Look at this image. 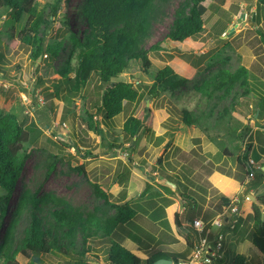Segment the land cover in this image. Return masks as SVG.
Here are the masks:
<instances>
[{
    "label": "rangeland",
    "instance_id": "1",
    "mask_svg": "<svg viewBox=\"0 0 264 264\" xmlns=\"http://www.w3.org/2000/svg\"><path fill=\"white\" fill-rule=\"evenodd\" d=\"M51 1L38 0L40 8L48 16L50 8L47 3ZM186 1H154L151 36L142 47L149 50L160 43L162 50L149 52L152 67L148 72L144 71L141 60H134L121 78L142 92V86L152 85L156 74L168 64L178 74L188 78L190 83L175 93H165L149 101V106L144 99L126 103L123 113L112 120H105L94 108L99 96L96 76H91L77 97L68 96L64 88L56 92L55 84L60 79L58 72L67 66L70 58H73V66L79 63L72 55L69 27L75 32L83 28L84 22L79 19L77 8L83 5L84 0L63 1L58 15L52 17L55 21L50 28L48 42L65 40L57 58L44 56L35 60L31 49L22 45L17 36L21 25H15V37L12 38L8 31V17L0 19V114L13 113L19 116L27 129L35 127L43 133L27 145L30 156L5 216L0 220V243L16 219L14 208L24 192L37 194L38 197L52 194L64 199L81 209L85 218L93 215L92 223L113 217L117 212L114 205L133 200L129 202L137 209L138 215L129 227L135 232L139 244L126 240L127 237L120 231L111 238L122 240L123 246L136 252L143 262L154 255L152 252L162 250L166 256L172 253L180 257L178 261L190 263L195 248L189 243L195 234L177 226L175 233L172 228L170 230L162 225L163 218L159 217L163 209L167 214L166 202H181L178 194L170 195L164 190L168 184L162 178L168 175L177 185L179 193L191 198L192 202L188 203L192 211L188 214L194 220L188 226L195 231L200 222L206 230H218L212 225L216 218L205 220L208 212L203 215L207 202L213 207L212 212L217 214L222 210V198H228L229 202L238 201L235 203L238 212L232 218L230 228L225 230L222 247L217 252L220 258L223 257V262L213 259L200 264H232L236 254L246 256L251 264H261V252L248 240L256 211L247 194L256 198L264 196V182L260 183L257 191L249 190L247 168L238 165L235 159L247 151L246 144L251 142L254 149L262 154L264 162V63L260 60L264 58L260 34V30L264 33V7H257L256 0H208L203 4L205 31L196 36L191 44L174 43L166 36L177 9ZM67 19L71 26L64 25ZM224 32L226 34L222 35ZM254 56L259 57L253 60ZM178 58L194 67L196 73L187 77L186 71H179L173 64ZM209 63L213 66L208 67ZM240 66L250 67L247 93L238 86L233 92L235 96L221 100L220 93H217L209 100L196 91V87L216 75L221 68L235 71ZM70 77H75V73ZM145 107L153 110V132L142 131L137 141H131L122 132L124 122L130 116L142 114ZM258 109L262 110L259 119L256 116ZM182 110L198 115L199 124L194 128L188 127L194 139L193 142L188 140L187 144L194 143V151L188 154L179 146L167 143L169 148L162 165H150L149 162L153 163L155 159L151 158L149 144L155 142L162 149L166 139L172 140L169 137L173 132V140L177 139L176 132L184 124L181 121ZM98 126L103 130V140L95 130ZM247 129L251 133L242 143L240 139ZM196 138L201 139L200 147H196ZM114 143L122 148H110L109 145ZM225 150L232 156L225 155ZM250 162L254 166L259 165L253 160ZM149 166L154 169H148ZM80 167H84V172L76 170ZM213 178L217 181L216 188ZM96 183L107 192L110 203H105L96 193ZM143 192L145 195L141 194ZM2 194L5 192L0 187ZM29 220L26 215L19 221L16 246ZM64 242L68 244V240ZM110 244V239L103 237L102 232L85 244L83 234L79 232L75 246L71 248L72 255L84 250L87 253L86 264H109L107 250ZM41 260L42 263L33 264H77L71 256H44ZM17 261L19 264H31V260L22 254L17 256ZM2 262L0 259V264Z\"/></svg>",
    "mask_w": 264,
    "mask_h": 264
},
{
    "label": "trees",
    "instance_id": "2",
    "mask_svg": "<svg viewBox=\"0 0 264 264\" xmlns=\"http://www.w3.org/2000/svg\"><path fill=\"white\" fill-rule=\"evenodd\" d=\"M63 1L69 3L71 0H53L47 3V7L50 8L48 16L40 8L38 0H0V19L4 16L8 17V25H10L8 31L12 38L15 37V25H21L17 36L22 45L31 49L35 60L44 56L57 58L64 48L65 40L48 42V35L55 21H52V17L55 18L58 15ZM154 1L84 0L83 5L77 8L79 19L84 22L83 28L75 32L69 27V40L73 44L72 55H75L79 63L73 66V58H70L67 66L58 72L60 79L55 84L56 92L64 88L68 91V96L77 97L94 75L98 79L96 90L99 94L94 108L105 120H112L123 113L126 103H137L143 99L152 102L165 93L172 94L186 87L190 80L178 74L170 65H164L160 69L152 85L142 86V92L134 84L127 83L121 78V74L134 60H141L144 71L148 72L152 67L149 52L162 50L160 43L151 46L149 50L142 47L151 36ZM206 1L208 0H188L182 3L175 13L167 39L174 43L191 44L196 36L202 34L206 29L203 18V4ZM257 7H264V0H257ZM256 21H258L257 16ZM64 25L71 26L70 20L67 19ZM260 34L261 43L264 45V33L261 30ZM212 66L213 64L209 63L208 67ZM178 70L181 71L180 68ZM72 73H75L73 78L70 77ZM249 83V70L246 67L240 66L235 71L221 68L216 75L203 81L195 89L209 100L217 93H220L219 99L225 100L235 96L233 92L238 86L245 89L247 93ZM195 114V112L182 110L181 121L188 127L196 126L199 120L198 115L195 116ZM260 115L259 113L258 116ZM91 118H94L93 115ZM153 118V110L145 107L142 114L126 119L122 132L131 141H137L140 132L153 131ZM89 127L93 128V126ZM95 130L103 140V130L99 126ZM250 133L247 129L240 141L243 143ZM42 134V131L35 127L27 129L19 116L13 113L0 114V187L5 192L0 195V220L5 216L7 205L13 197L23 175L25 163L30 156L27 145ZM233 135L236 136V133ZM194 142L196 147H200V138H196ZM246 146L247 151L235 160L238 165L247 168V176L250 179L249 190L257 191L261 186L260 183L264 182L263 157L254 149L251 142ZM109 147L122 148L115 143L110 144ZM225 152V155H230L227 154L228 151L225 150ZM251 160L259 165L254 166ZM159 162L162 163L161 158ZM76 170L84 172V167L76 168ZM94 186L96 193L104 199L105 203H110L109 196L102 186L98 183ZM250 195L252 194H247L248 197ZM184 198L189 199V197ZM222 201L229 203L228 198H222ZM258 201L264 206V196L259 197ZM253 205L256 211L255 222L248 240L261 252L263 256L261 264H264V213L257 204ZM114 206L117 212L113 217L105 220L98 219L92 223L93 215L85 218L81 209L64 199L52 194L38 197L37 194L24 192L14 208L16 219L13 220L3 242L0 243L2 264H19L17 261L19 254L30 259L31 264L42 263L41 257L44 256H71L75 258V263L86 264V251L72 255L71 248L75 246L79 232L83 234L85 244L88 239H95L100 232L103 237L110 239L111 244L107 250L109 264H154L162 258L170 259L174 263L179 262L175 254L171 253V257L166 256L162 250L152 252L154 255L143 262L136 252L123 246L122 240L112 239L111 237L117 231H123L129 238L128 227L138 215L137 209L129 201ZM26 215L30 220L26 221L27 226L20 233L22 238L16 246V229L19 221L21 222ZM230 221L231 219L228 221L225 219L222 230L218 232L224 233L228 230L231 226ZM176 223H180L179 215H177ZM191 233L195 234V238L189 244L195 247L199 237L193 228ZM216 238L217 235L210 234L209 241L214 245ZM130 239L139 244L136 235ZM65 240H68V244L64 242ZM216 260L222 263L223 257ZM232 264H251V262L246 256L236 254Z\"/></svg>",
    "mask_w": 264,
    "mask_h": 264
},
{
    "label": "crops",
    "instance_id": "3",
    "mask_svg": "<svg viewBox=\"0 0 264 264\" xmlns=\"http://www.w3.org/2000/svg\"><path fill=\"white\" fill-rule=\"evenodd\" d=\"M257 1V0H256ZM226 34V32H224L222 35ZM259 56H254L253 57V60H256L258 59ZM261 61H263L264 63V58H261L260 59ZM173 64L178 68L181 69V72L182 70L188 72L185 74L187 75H191L192 73H196V69L194 67H192L190 64H188L186 61L184 60H181L180 58L176 59L175 62H173ZM165 65H168V64H165ZM164 66V65H163ZM245 67V66H244ZM250 67H247V69L249 70ZM264 68V66H263ZM195 75V74H194ZM249 75H251L250 71H249ZM264 108V107H263ZM256 112H258V114H262V110L261 109H258ZM258 114L256 113V116L257 118H261V116L259 117ZM190 128V127H189ZM188 126H186L185 124H182L180 126V130L178 132H176V137L177 139H175V141L173 140V133H171V138L172 140H168L166 139V143L163 142L164 146L163 148L161 149L160 146L156 145L157 143L155 142H151L149 144V146L151 145V150L149 153L150 155L152 156L151 158L152 159H155L153 160L154 162L153 163H150V165L154 164L155 166L157 165L158 166H161L162 163L164 162L162 160V163L159 162V159H163L165 154L168 152V145L169 143H171L173 146H179L183 151L187 152L188 154L189 153H192L194 151V143L192 144L191 142L189 144H187V141L194 139L190 133V130H189ZM191 128H194V126H192ZM153 132V131H152ZM178 135V136H177ZM193 142V141H192ZM168 143V145L166 146V144ZM193 146V147H192ZM160 148V152H157V150ZM190 149V152L189 150ZM147 167V166H146ZM153 166H149L148 169H152ZM154 169V168H153ZM147 174H150V171L149 170H146ZM156 171V170H155ZM155 173H158V172H155ZM223 176V175H222ZM156 177V176H155ZM209 180H210V175L208 176ZM171 177L170 176H166V178H162V181H165L168 186L164 187V190H166L170 195H179L180 196V199H181V202H179L178 200H176V202H166V206L164 205L165 208H167V214L165 213V209H163V211H161V215L159 216L160 218H163V221H162V225H166L168 227V229L171 230V228L174 230L175 233H177V228H186L188 229L190 232L192 231V228L189 227V223L194 220V218L190 217V215L188 214L189 212H191L192 210L190 209V204L188 202H192L190 201L191 198L189 199H186L184 198L185 196L181 195L179 193V189L177 187L176 184H173L172 181H171ZM213 181L215 182L214 186L216 188V183L217 181L213 178ZM142 195H145V192L141 193ZM133 199V198H132ZM128 201H133V200H128ZM131 203V202H130ZM234 201H231L229 203H223V206H222V210L219 211L217 214H214L212 211H213V207L212 206H209L210 205V202H207L205 204V207H204V210H203V215L205 213L208 212V216L205 217V220H209L210 218H218V217H223L225 218L227 221L231 219L230 222H233V219L235 217V215L232 213V207L234 206L233 205ZM236 206V205H235ZM238 207V206H237ZM213 214H212V213ZM146 214H148L147 210H146ZM177 215H179V221L180 223H176V219H177ZM228 217V219H227ZM230 218V219H229ZM161 220V219H159ZM177 226V228H176ZM128 229L130 230V234H128L129 238H127L126 240H131L130 238H132L133 236H135V232H133L130 227H128ZM121 234L123 236H126L127 234L124 233L123 231H120ZM215 233V232H214ZM132 241V240H131ZM135 243V242H134ZM134 245V244H132ZM175 258L179 259L180 257L178 255H175Z\"/></svg>",
    "mask_w": 264,
    "mask_h": 264
},
{
    "label": "built area",
    "instance_id": "4",
    "mask_svg": "<svg viewBox=\"0 0 264 264\" xmlns=\"http://www.w3.org/2000/svg\"><path fill=\"white\" fill-rule=\"evenodd\" d=\"M254 162V161H253ZM238 201L235 200L233 203L232 207V213L235 214L238 212V207L235 203ZM236 205V206H235ZM224 220L225 218L223 217H218L216 218L212 225L217 227V232H211L210 229L205 228L203 222H200L199 225H197V235L199 237L198 241L195 243V250L193 254V260L190 263H183V262H178L177 264H200L201 261H211L216 258H220L217 254V252L221 249L222 247V241L224 238V233L218 232L222 230L223 225H224ZM210 234H215L217 235V238L215 239V244L211 243L209 241V236Z\"/></svg>",
    "mask_w": 264,
    "mask_h": 264
},
{
    "label": "water",
    "instance_id": "5",
    "mask_svg": "<svg viewBox=\"0 0 264 264\" xmlns=\"http://www.w3.org/2000/svg\"><path fill=\"white\" fill-rule=\"evenodd\" d=\"M254 19H255V17H254ZM147 104H148L147 106H149L150 102L148 101ZM263 170H264V167H263ZM249 199L252 200V203L257 204L260 207L261 212L264 213V206L259 203L258 198H256L253 195H250ZM154 264H173V262L169 259L162 258V259H159L156 262H154Z\"/></svg>",
    "mask_w": 264,
    "mask_h": 264
}]
</instances>
